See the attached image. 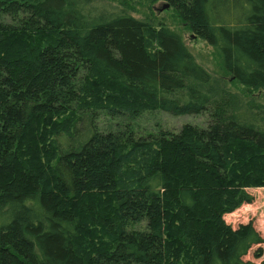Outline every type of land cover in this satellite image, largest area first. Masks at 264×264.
I'll use <instances>...</instances> for the list:
<instances>
[{"label": "trees", "instance_id": "obj_1", "mask_svg": "<svg viewBox=\"0 0 264 264\" xmlns=\"http://www.w3.org/2000/svg\"><path fill=\"white\" fill-rule=\"evenodd\" d=\"M149 1L264 90V0ZM84 6L0 0V264H264L252 223L225 221L264 187V108L168 27Z\"/></svg>", "mask_w": 264, "mask_h": 264}, {"label": "rangeland", "instance_id": "obj_2", "mask_svg": "<svg viewBox=\"0 0 264 264\" xmlns=\"http://www.w3.org/2000/svg\"><path fill=\"white\" fill-rule=\"evenodd\" d=\"M86 10L107 14H129L139 20L150 22L154 25H163L178 33L196 62L205 69L211 77L212 86L221 84L227 91L242 100H255L264 108V90H249L235 81L222 67L219 54L205 41L197 38L184 23L173 8L163 1L151 3L149 0H82ZM167 5V6H166ZM157 122L163 129L177 132L182 126H206L207 117L203 114L172 116L155 112ZM156 123V122H154ZM152 124H143L141 129L148 130ZM146 132V131H145ZM253 200L249 204H241L234 212L225 215V221L233 228L241 224L252 223L253 227L264 239V187L247 189ZM264 258V243L261 245ZM254 247L245 259H250L260 264L261 258H255Z\"/></svg>", "mask_w": 264, "mask_h": 264}, {"label": "water", "instance_id": "obj_3", "mask_svg": "<svg viewBox=\"0 0 264 264\" xmlns=\"http://www.w3.org/2000/svg\"><path fill=\"white\" fill-rule=\"evenodd\" d=\"M167 6V5H166Z\"/></svg>", "mask_w": 264, "mask_h": 264}]
</instances>
